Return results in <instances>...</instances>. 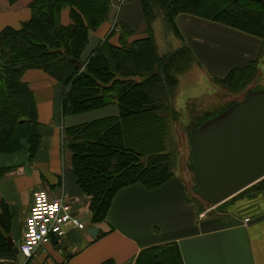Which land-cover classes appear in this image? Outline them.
Listing matches in <instances>:
<instances>
[{
  "label": "trees",
  "instance_id": "16d2710c",
  "mask_svg": "<svg viewBox=\"0 0 264 264\" xmlns=\"http://www.w3.org/2000/svg\"><path fill=\"white\" fill-rule=\"evenodd\" d=\"M137 1L143 13L145 36L128 40L133 31L122 23L115 25L86 58L82 54L89 34L107 20L111 0H32L28 20L19 28L5 26L0 30L1 153L26 149L33 157L41 145L34 95L23 81L28 70H40L63 86L62 116L110 104L118 106L117 115L62 129L76 183L90 197L91 223L105 219L112 198L122 187L140 183L155 188L174 175L170 123L177 118V112L172 102L177 76L189 69L194 56L185 44L174 51L158 53L152 30L156 16L161 15L165 29L178 38L181 34L175 17L188 14L258 37L264 46V0ZM65 8L69 9L68 24L60 21ZM115 31L119 34L118 44L109 42ZM257 60L231 69L215 82H232L237 74L248 78L254 74ZM75 61L83 64L81 70ZM137 128L147 132L139 134ZM7 169L0 168V176ZM261 180L252 190L248 187L241 193L252 195L259 191L264 186V178ZM10 221L11 214L1 203L0 258L15 260L5 238ZM134 264L183 262L177 245L168 243L144 249Z\"/></svg>",
  "mask_w": 264,
  "mask_h": 264
},
{
  "label": "crops",
  "instance_id": "0c3cea01",
  "mask_svg": "<svg viewBox=\"0 0 264 264\" xmlns=\"http://www.w3.org/2000/svg\"><path fill=\"white\" fill-rule=\"evenodd\" d=\"M31 1L15 0L11 4L8 0H0V30L5 26L19 28L28 20ZM111 2L107 20L89 34L83 58L115 25L122 23L133 31L128 40L145 36L144 18L138 1ZM60 21L62 24L70 22L69 9L61 11ZM175 26L181 34V38L176 36L180 40L177 48L187 45L193 53V63L197 62L188 69L193 71L190 78L198 79L197 83H200L202 75L221 79L233 68H241L260 57L264 59V46L258 37L188 14L177 15ZM152 30L158 51L154 23ZM109 42L118 44L117 31L110 35ZM23 81L34 95L41 145L33 157L26 149L0 152V168H8L0 176V209L4 203L11 214L10 230L5 233V238L9 237L18 248L31 193L36 188L46 189L52 197L64 195L73 212L84 223L83 229L67 226L61 238L67 244L65 250L57 249L50 240L39 246L23 264H102L105 261L134 264L144 249L168 243L177 245L183 264H264V186L251 192L252 195L239 192L216 206L213 214L207 215L206 208L192 195L188 174L186 179L174 173L155 188H146L140 183L122 187L112 198L105 219L91 223L90 197L76 183L71 154L63 145L62 129L117 115L118 106L110 104L62 116L64 88L61 84L40 70L26 71ZM179 87L178 79L177 91ZM260 215L263 216L260 221L243 223L245 218ZM89 227L99 229L97 238L93 239L87 233ZM0 262L19 264L16 256L15 260L0 258Z\"/></svg>",
  "mask_w": 264,
  "mask_h": 264
},
{
  "label": "water",
  "instance_id": "95a60500",
  "mask_svg": "<svg viewBox=\"0 0 264 264\" xmlns=\"http://www.w3.org/2000/svg\"><path fill=\"white\" fill-rule=\"evenodd\" d=\"M74 63L78 69L83 68L81 62ZM263 84L251 87L243 96L187 125L185 168L190 189L206 204L207 215L213 214L217 205L264 178ZM191 117H197V112L194 111ZM262 219L260 215L248 219L247 223ZM87 233L95 239L99 229L89 227ZM6 240L18 263L23 264L24 255L9 237ZM50 240L57 249L67 248L64 240H58L53 233Z\"/></svg>",
  "mask_w": 264,
  "mask_h": 264
},
{
  "label": "rangeland",
  "instance_id": "374dc122",
  "mask_svg": "<svg viewBox=\"0 0 264 264\" xmlns=\"http://www.w3.org/2000/svg\"><path fill=\"white\" fill-rule=\"evenodd\" d=\"M65 10H68V8H65ZM153 23L155 38L158 43V52L164 53L175 50L177 46L180 45V40L173 32L168 33L165 31L162 16H156ZM193 65H197V62L193 63L192 66ZM254 67H256L254 74L253 72L250 74L252 77L249 75L248 78L246 77L247 79H242L237 74V78H233L234 81L231 82V80H228L225 81V83L215 82L213 77L209 74H207V76L202 75L200 77V83H197L198 79L193 78L192 80L190 78V74L193 72L191 70L178 75L180 87L179 91L176 89L172 102L173 108L177 112V118L170 123V139L172 141L170 150H172L175 155L174 173L187 179L185 168V164L187 165V125L197 122L205 113L219 110L230 100L243 96L251 87L262 85L264 83V59L260 57L259 60L256 61ZM188 111L190 112L188 113ZM194 111L197 112L196 119L191 117ZM202 111L203 113H201ZM186 115H188V117H186ZM142 130V128L135 129L139 134L147 132L146 130ZM143 135L145 136L146 134ZM259 181L251 185L249 189L252 190L255 186L259 185L262 180ZM192 195L195 201L202 203L203 206L206 205L194 194V192H192Z\"/></svg>",
  "mask_w": 264,
  "mask_h": 264
},
{
  "label": "built area",
  "instance_id": "2783aa9c",
  "mask_svg": "<svg viewBox=\"0 0 264 264\" xmlns=\"http://www.w3.org/2000/svg\"><path fill=\"white\" fill-rule=\"evenodd\" d=\"M247 221L248 218H245L243 223ZM67 226L83 229L84 223L73 212L65 196L52 197L46 189L36 188L31 193L18 250L26 260L39 246L49 243L50 234L53 233L58 239L63 238Z\"/></svg>",
  "mask_w": 264,
  "mask_h": 264
}]
</instances>
